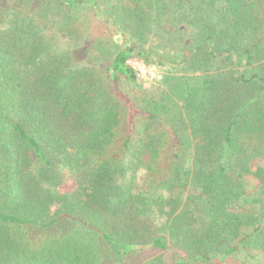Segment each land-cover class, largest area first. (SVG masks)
Segmentation results:
<instances>
[{
  "label": "trees",
  "instance_id": "trees-1",
  "mask_svg": "<svg viewBox=\"0 0 264 264\" xmlns=\"http://www.w3.org/2000/svg\"><path fill=\"white\" fill-rule=\"evenodd\" d=\"M180 26L191 47L168 63L201 74L163 86L124 65H162L159 50H119L102 75L72 57ZM170 246V264H264V0L0 14V264H169L145 253Z\"/></svg>",
  "mask_w": 264,
  "mask_h": 264
},
{
  "label": "rangeland",
  "instance_id": "rangeland-1",
  "mask_svg": "<svg viewBox=\"0 0 264 264\" xmlns=\"http://www.w3.org/2000/svg\"><path fill=\"white\" fill-rule=\"evenodd\" d=\"M45 0H0V14L9 13L12 10H16L19 12H24L29 14H34L35 12H39V9L42 6V3ZM136 28V26H135ZM134 28V29H135ZM52 32H55V29ZM114 30V29H113ZM183 30V27H179L176 34H173V36H168L163 33L161 37L153 36L152 35H146L144 37H136V35H124L119 32L116 33V35L113 37L115 40V45H111L109 49V53H102L99 50H97L94 46L90 45V40H87L84 42L83 46L78 49L72 50V57L75 62H79L81 60H84L87 58L88 54L93 56L96 59L97 68L96 71L99 72L100 75L104 74L106 72V69L109 68L111 65L112 57L115 54V52L119 50H123L126 48H132L136 52V49L138 47L144 48V49H153V50H159L156 52L157 57L164 59V62L162 65H159L160 75L162 76L166 75L167 73L177 74V76H188L190 74L200 75V70L193 71H180L177 72V68H174L172 64L168 63V56H172L180 60L181 54L185 55L191 46H189L190 42L188 38L186 37V33H184V38L180 39L179 36L182 35L181 31ZM113 32V31H112ZM115 32V31H114ZM164 46V47H163ZM171 71V72H169ZM138 84H140L142 87H150L152 84H158L162 85V83L158 81L154 82H144L141 80H136ZM180 251L175 248L174 246H170L165 251H154V252H148L145 253V256H150L153 254H162L163 258L170 264L174 261V259L180 255ZM240 256L236 257H230L225 261V264H237L238 258Z\"/></svg>",
  "mask_w": 264,
  "mask_h": 264
},
{
  "label": "built area",
  "instance_id": "built-area-1",
  "mask_svg": "<svg viewBox=\"0 0 264 264\" xmlns=\"http://www.w3.org/2000/svg\"><path fill=\"white\" fill-rule=\"evenodd\" d=\"M124 65L135 75L136 79L144 82H154L161 79L159 66L146 62L136 53L125 57Z\"/></svg>",
  "mask_w": 264,
  "mask_h": 264
}]
</instances>
